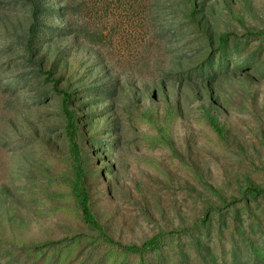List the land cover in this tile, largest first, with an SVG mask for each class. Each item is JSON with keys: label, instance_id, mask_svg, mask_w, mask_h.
<instances>
[{"label": "rangeland", "instance_id": "374dc122", "mask_svg": "<svg viewBox=\"0 0 264 264\" xmlns=\"http://www.w3.org/2000/svg\"><path fill=\"white\" fill-rule=\"evenodd\" d=\"M150 5L98 43L61 10L39 17L71 34L31 35L27 7L0 10V264H36L27 246L63 238L60 264H264V0Z\"/></svg>", "mask_w": 264, "mask_h": 264}, {"label": "trees", "instance_id": "16d2710c", "mask_svg": "<svg viewBox=\"0 0 264 264\" xmlns=\"http://www.w3.org/2000/svg\"><path fill=\"white\" fill-rule=\"evenodd\" d=\"M59 7L45 8L42 0H0V10L5 8L6 3L19 4L20 7H27L30 12L32 23L30 25V33L34 34L37 28H43L49 35L54 36V33L71 34L69 29H61L50 25L43 24L39 15L48 13H59L61 10L63 15H71L77 18V27L74 30L79 36L84 38L92 37L94 42L103 41L101 30L105 28L106 22L113 19L116 22L122 21L125 24L132 21L139 25L144 24L145 17L153 14L151 8L152 0H57ZM91 24L94 26L91 29ZM223 48L226 46V38L221 41ZM64 100H68V94H64ZM68 125L65 128L69 135V149L71 158V178L69 179L70 191L75 198V201L86 211L87 204V189L84 184V171L81 162V151L77 141L75 140L76 127L71 121V115L65 110ZM249 194L255 195L258 191L253 188L248 189ZM89 215H87L88 217ZM104 236L107 243L116 244L128 252L143 253L157 243V237L146 241L140 246L129 245L123 246L114 242L111 238ZM67 238L58 240H48L31 244L26 247L35 257L36 264H60L61 260L66 258V243Z\"/></svg>", "mask_w": 264, "mask_h": 264}]
</instances>
